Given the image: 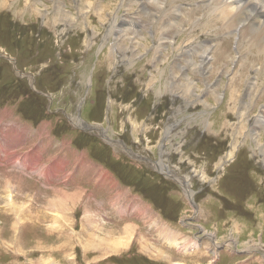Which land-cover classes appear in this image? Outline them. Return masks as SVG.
Masks as SVG:
<instances>
[{"label": "rangeland", "instance_id": "374dc122", "mask_svg": "<svg viewBox=\"0 0 264 264\" xmlns=\"http://www.w3.org/2000/svg\"><path fill=\"white\" fill-rule=\"evenodd\" d=\"M161 2L0 0V264H264V50Z\"/></svg>", "mask_w": 264, "mask_h": 264}, {"label": "bare ground", "instance_id": "6f19581e", "mask_svg": "<svg viewBox=\"0 0 264 264\" xmlns=\"http://www.w3.org/2000/svg\"><path fill=\"white\" fill-rule=\"evenodd\" d=\"M160 2H161V0H160ZM161 3L163 4V0H162ZM167 5H168V2H167ZM207 6H209L210 8H212L214 10V13H213L214 15L213 16L217 15L216 18H218V16H220L219 17L220 20L222 19L223 22H226L225 25H224V28H226V30L232 32V30L235 29V30H237V32L241 33L242 36L243 35H247V37L249 36L250 37V41L249 42H251L252 47L254 46L256 48V46L258 44H261V49L264 50V0H209V3H208ZM119 31H122V30L119 29ZM166 32H168L167 28L165 29L164 33H166ZM142 43H143V41H142ZM211 53H212V50L208 49L202 55V60H201V63H200L201 66H200L199 72L201 74H203V75L208 70L207 65H208L209 61L212 59ZM258 54L260 56L264 55V51H263V53L259 52ZM187 88H189L191 90L190 84H189V86L187 85ZM189 89H188V91H189ZM234 91L235 90H233L230 94L234 93ZM184 93H185V91H184ZM14 131L13 130H11V131L9 130L7 133H4L3 138H7L8 137L11 142L20 143L21 144L23 142V140L26 138V135L25 134H21L20 135V134L17 133L18 131H15V132ZM8 138L7 139H2V140L7 141ZM0 146H1V143H0ZM16 147L17 146L15 145V148ZM36 156H38V154H37V152H34L32 154V156H31L30 160H32V158L34 159ZM15 159H16V157H15ZM59 161H57L54 164V169L53 170H54L55 173L56 172L57 173L58 172H62L66 168L65 161H63V160H62V162H59ZM33 164H34V162H33ZM75 196H76V194H75ZM74 197H73V199H75ZM128 228L129 227L126 228V232L128 234H131V233H129V230L131 232V228L129 230H128ZM117 241H115V242H117ZM175 245H178V243L175 244Z\"/></svg>", "mask_w": 264, "mask_h": 264}, {"label": "crops", "instance_id": "0c3cea01", "mask_svg": "<svg viewBox=\"0 0 264 264\" xmlns=\"http://www.w3.org/2000/svg\"><path fill=\"white\" fill-rule=\"evenodd\" d=\"M64 161V160H63ZM67 162V161H66ZM65 162V163H66ZM67 164V163H66ZM32 168V161L31 160H29V169H31Z\"/></svg>", "mask_w": 264, "mask_h": 264}]
</instances>
